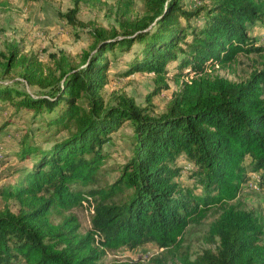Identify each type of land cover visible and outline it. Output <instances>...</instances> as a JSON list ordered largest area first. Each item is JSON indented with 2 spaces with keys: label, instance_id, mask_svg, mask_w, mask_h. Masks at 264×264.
<instances>
[{
  "label": "trees",
  "instance_id": "1",
  "mask_svg": "<svg viewBox=\"0 0 264 264\" xmlns=\"http://www.w3.org/2000/svg\"><path fill=\"white\" fill-rule=\"evenodd\" d=\"M144 5L147 18L121 33L93 31L78 66L64 56L45 66L18 47L0 61V73L19 68L29 83L44 88L31 95L0 83V102L27 109L36 124L18 141L22 164L13 171L15 182L0 187L6 201L0 210V264H100L108 249L147 243L171 254L111 264H177L172 257L183 233L213 209L218 215L208 232L213 241L218 238L215 250L193 260L181 255L183 264H264L263 218L233 202L253 173L264 184V44L251 30L254 22L264 23V0ZM78 9L76 1L61 15L83 25ZM119 53H131L126 75L154 74L150 98L171 82L178 86L161 114L126 92L115 103L105 100L109 66ZM251 53L259 54L262 68L247 79L212 73ZM126 121L134 130L132 152L115 182L96 188L110 154L104 145ZM51 132L66 135L43 145ZM185 168L200 193L177 180ZM10 199L18 201L17 211ZM90 199L91 227L82 232L70 211Z\"/></svg>",
  "mask_w": 264,
  "mask_h": 264
},
{
  "label": "rangeland",
  "instance_id": "2",
  "mask_svg": "<svg viewBox=\"0 0 264 264\" xmlns=\"http://www.w3.org/2000/svg\"><path fill=\"white\" fill-rule=\"evenodd\" d=\"M78 2L77 18L83 25L73 26L61 13L69 11ZM196 0H186L187 5L193 6ZM145 0H0V61H5V55L18 47L21 54L27 58H35L45 66H55L61 62L62 56L73 66L81 63L85 51L89 50L93 41L92 32L104 29L110 32L121 33L130 23L146 19ZM258 44H264V23L256 21L251 27ZM131 53H119L118 60H112L108 70V83L103 89L105 100L117 102L118 96L126 92L135 98L142 106H147L154 115L161 114L172 99L178 86L171 82V87L149 97L154 89V74L149 72H135L126 75L125 62ZM261 57L257 53L240 54L238 58L226 67H215L213 74L225 76L231 80L241 81L249 77L254 71L262 68ZM171 63L169 67H172ZM19 68L9 74L0 73V83H12L31 95H39L44 88L29 83L20 73ZM33 116L27 109H17L10 104L0 102V187L15 182L13 171L21 166L17 157L19 139L27 132H34L36 124ZM51 135L43 145L48 146L55 139H60L66 132ZM134 130L130 121H126L114 131L111 140L106 143L109 151L99 180L93 186L96 188L109 186L117 179L120 169L126 158L132 152ZM186 162H184L185 164ZM187 168L190 165L186 164ZM185 168L177 180L184 186L194 188L197 193L201 188L196 186V180L188 175ZM120 195L114 199H119ZM245 209H253L260 214L264 221V184L253 188L247 183L244 190L233 201ZM12 210L17 211V200L7 201ZM6 204L0 196V210ZM79 221L80 230L86 231L91 227V218L94 214L93 199L83 205L71 209ZM215 209L197 222L191 223L182 235L180 248L173 254L177 264H183L179 257L188 255L190 259L201 255L206 249L215 250L218 238L210 239L209 226L217 217ZM170 250V249H168ZM154 243H147L135 248L108 249L100 264H111L117 260L147 262L155 254L165 252Z\"/></svg>",
  "mask_w": 264,
  "mask_h": 264
},
{
  "label": "built area",
  "instance_id": "3",
  "mask_svg": "<svg viewBox=\"0 0 264 264\" xmlns=\"http://www.w3.org/2000/svg\"><path fill=\"white\" fill-rule=\"evenodd\" d=\"M259 180H260V175L258 173H253L251 179L248 181L250 186L253 188L258 189L259 188Z\"/></svg>",
  "mask_w": 264,
  "mask_h": 264
}]
</instances>
